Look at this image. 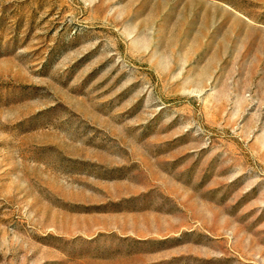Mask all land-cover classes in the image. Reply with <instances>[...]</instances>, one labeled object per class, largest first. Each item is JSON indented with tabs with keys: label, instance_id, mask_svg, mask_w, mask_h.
Returning <instances> with one entry per match:
<instances>
[{
	"label": "rangeland",
	"instance_id": "obj_1",
	"mask_svg": "<svg viewBox=\"0 0 264 264\" xmlns=\"http://www.w3.org/2000/svg\"><path fill=\"white\" fill-rule=\"evenodd\" d=\"M0 264H264V0H0Z\"/></svg>",
	"mask_w": 264,
	"mask_h": 264
}]
</instances>
